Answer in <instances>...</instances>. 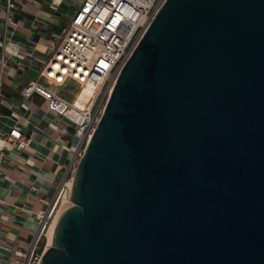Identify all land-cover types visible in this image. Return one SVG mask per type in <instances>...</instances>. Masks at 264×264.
<instances>
[{"label": "water", "instance_id": "95a60500", "mask_svg": "<svg viewBox=\"0 0 264 264\" xmlns=\"http://www.w3.org/2000/svg\"><path fill=\"white\" fill-rule=\"evenodd\" d=\"M142 34L38 264H264V0H164Z\"/></svg>", "mask_w": 264, "mask_h": 264}, {"label": "crops", "instance_id": "0c3cea01", "mask_svg": "<svg viewBox=\"0 0 264 264\" xmlns=\"http://www.w3.org/2000/svg\"><path fill=\"white\" fill-rule=\"evenodd\" d=\"M8 10L0 2V136L13 125L28 143L19 151L5 150L0 179V264H25L30 241L70 171L75 127L47 108L42 97H23L20 89L36 78L51 47L80 0H14ZM44 242L37 243L42 247Z\"/></svg>", "mask_w": 264, "mask_h": 264}, {"label": "built area", "instance_id": "2783aa9c", "mask_svg": "<svg viewBox=\"0 0 264 264\" xmlns=\"http://www.w3.org/2000/svg\"><path fill=\"white\" fill-rule=\"evenodd\" d=\"M0 2L8 10L15 6L14 0ZM163 2L164 0H80L58 35V41L51 47L52 52L40 72L45 83L32 78L20 89L23 97L32 94L42 97L47 108L67 118L75 127L78 142L71 150L70 171L79 161L103 112L108 93L123 62L131 54ZM92 78L97 80L98 85L87 105L68 99L54 89V86L62 85L67 80L84 86L90 84ZM27 141L28 138L17 125L0 136V179L7 160L5 150L19 151ZM67 185L65 179L59 189H64ZM44 227L45 222L39 225L32 237L25 264H38L47 246V240L41 248L37 246ZM0 248L10 249L4 243H0Z\"/></svg>", "mask_w": 264, "mask_h": 264}, {"label": "rangeland", "instance_id": "374dc122", "mask_svg": "<svg viewBox=\"0 0 264 264\" xmlns=\"http://www.w3.org/2000/svg\"><path fill=\"white\" fill-rule=\"evenodd\" d=\"M54 89L56 90L57 93H59L60 95L66 96L68 99L71 100H76L77 99V92H82L84 89V86H80L78 83H75L74 81L71 80H67L66 83L62 84V85H58V86H54ZM72 174L70 173L68 175V177L66 178V180H70L68 178H70ZM68 184V183H67ZM69 185V184H68ZM67 185V186H68ZM69 187V186H68ZM68 187L65 186L64 191L66 192ZM62 190V189H61ZM60 189L58 190V194L61 191ZM56 193V195H58ZM57 197V196H56ZM55 197V198H56ZM55 201V199H54ZM56 202V201H55ZM55 202L52 204V206H50V209L48 211H46L43 215V222H45V227L43 228V234L41 235L40 238V242H45L47 240V236H46V230L48 229V226L51 224L52 220L54 219V215L57 214V216L59 215V213L66 208V206H68L69 204H71V201L68 199H65V201H63L62 203H59L58 205H56L55 209L52 210L53 205L55 204ZM41 223V224H42Z\"/></svg>", "mask_w": 264, "mask_h": 264}, {"label": "bare ground", "instance_id": "6f19581e", "mask_svg": "<svg viewBox=\"0 0 264 264\" xmlns=\"http://www.w3.org/2000/svg\"><path fill=\"white\" fill-rule=\"evenodd\" d=\"M97 85H98L97 80H95V78H92V81H91L90 84L84 85V89H83L82 92H79V93L77 92V94H76V96H77L76 101H80L82 104H84V105L86 104L87 105V103L90 100V98L92 99V97L94 96L93 94L96 91ZM66 182L68 184H70V180H66ZM69 187L67 189H65V190H67L66 192L64 191V189H62L59 192V194L57 193L58 194V195H56L57 197L55 196L56 197L55 198V201L56 202L53 205L52 210L55 209L56 205H58L59 203H62L63 201H65V199H68L69 200V198H68ZM43 215L44 214H42V216H41L42 217L41 223L43 221ZM54 216H55L54 219L52 220L51 224L48 226V229L46 230V234H47V244H50V242H51V236H52V232H53L52 229H53V226H54V224L56 222V219L58 218L57 214L54 215Z\"/></svg>", "mask_w": 264, "mask_h": 264}]
</instances>
